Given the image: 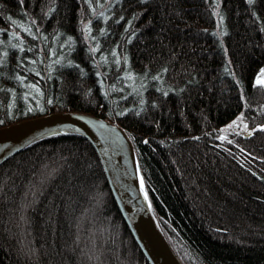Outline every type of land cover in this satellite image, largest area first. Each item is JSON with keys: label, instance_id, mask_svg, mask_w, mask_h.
Returning a JSON list of instances; mask_svg holds the SVG:
<instances>
[{"label": "trees", "instance_id": "1", "mask_svg": "<svg viewBox=\"0 0 264 264\" xmlns=\"http://www.w3.org/2000/svg\"><path fill=\"white\" fill-rule=\"evenodd\" d=\"M263 71L264 0H0V127H121L182 264H264ZM0 264H147L82 137L0 165Z\"/></svg>", "mask_w": 264, "mask_h": 264}, {"label": "water", "instance_id": "2", "mask_svg": "<svg viewBox=\"0 0 264 264\" xmlns=\"http://www.w3.org/2000/svg\"><path fill=\"white\" fill-rule=\"evenodd\" d=\"M74 134L94 149L116 208L147 264H182L154 219L123 129L85 113L55 112L0 128V165L44 138Z\"/></svg>", "mask_w": 264, "mask_h": 264}, {"label": "rangeland", "instance_id": "3", "mask_svg": "<svg viewBox=\"0 0 264 264\" xmlns=\"http://www.w3.org/2000/svg\"><path fill=\"white\" fill-rule=\"evenodd\" d=\"M256 83L262 85L264 87V83H260L258 81H264V71L261 72L257 78L255 79ZM260 127H264L260 126ZM249 132H251L244 124L243 120L241 118H237L235 121H233L232 123L226 125L225 127H223L221 129V137L222 138H226L227 136L229 138L232 137V135H244V134H249Z\"/></svg>", "mask_w": 264, "mask_h": 264}, {"label": "snow or ice", "instance_id": "4", "mask_svg": "<svg viewBox=\"0 0 264 264\" xmlns=\"http://www.w3.org/2000/svg\"><path fill=\"white\" fill-rule=\"evenodd\" d=\"M258 82H260V83H264V81H258Z\"/></svg>", "mask_w": 264, "mask_h": 264}, {"label": "bare ground", "instance_id": "5", "mask_svg": "<svg viewBox=\"0 0 264 264\" xmlns=\"http://www.w3.org/2000/svg\"><path fill=\"white\" fill-rule=\"evenodd\" d=\"M11 125V124H10ZM6 126H9V125H6ZM6 126H3V127H6ZM0 128H2V127H0Z\"/></svg>", "mask_w": 264, "mask_h": 264}]
</instances>
